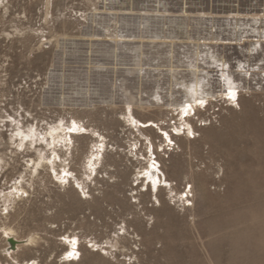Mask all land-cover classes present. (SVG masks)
I'll return each mask as SVG.
<instances>
[{"label":"rangeland","instance_id":"1","mask_svg":"<svg viewBox=\"0 0 264 264\" xmlns=\"http://www.w3.org/2000/svg\"><path fill=\"white\" fill-rule=\"evenodd\" d=\"M0 264H264V0H0Z\"/></svg>","mask_w":264,"mask_h":264},{"label":"water","instance_id":"2","mask_svg":"<svg viewBox=\"0 0 264 264\" xmlns=\"http://www.w3.org/2000/svg\"><path fill=\"white\" fill-rule=\"evenodd\" d=\"M8 242L11 243L12 245L16 243V241L13 238H8Z\"/></svg>","mask_w":264,"mask_h":264}]
</instances>
